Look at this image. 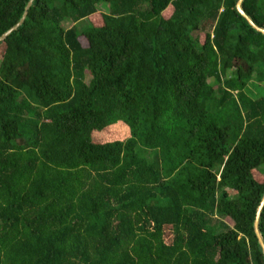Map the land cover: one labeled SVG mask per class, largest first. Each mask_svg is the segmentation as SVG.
<instances>
[{"label": "trees", "instance_id": "1", "mask_svg": "<svg viewBox=\"0 0 264 264\" xmlns=\"http://www.w3.org/2000/svg\"><path fill=\"white\" fill-rule=\"evenodd\" d=\"M237 2L0 0V37L25 15L0 41V264H264V36Z\"/></svg>", "mask_w": 264, "mask_h": 264}, {"label": "water", "instance_id": "2", "mask_svg": "<svg viewBox=\"0 0 264 264\" xmlns=\"http://www.w3.org/2000/svg\"><path fill=\"white\" fill-rule=\"evenodd\" d=\"M242 1L243 0H238V2L236 4V10H237V12L249 23V25L253 29H255L257 32L261 33L264 36V29L259 28L258 26H256L252 22V20L245 14V12L242 10V8H241ZM24 16L25 15H23L22 19L19 21V23L16 26H14L12 29H10L8 32H6L2 37H0V41H2L12 30H15L16 27L22 23ZM263 206H264V196H263V198H262V200L260 202V205L257 208L255 222H254V232H255L256 238L258 240V243H259V245H260V247L262 249V252L264 254V245H263V242H262L260 233L258 231V218H259V215H260V212H261V209H262Z\"/></svg>", "mask_w": 264, "mask_h": 264}, {"label": "rangeland", "instance_id": "3", "mask_svg": "<svg viewBox=\"0 0 264 264\" xmlns=\"http://www.w3.org/2000/svg\"><path fill=\"white\" fill-rule=\"evenodd\" d=\"M109 129H110V131H111V130H112V127L109 126ZM258 180H259V179H258ZM220 221L223 222V223H225V224H227L229 227H232V226H233L232 221L229 220L228 218H221ZM165 231H168V229H166Z\"/></svg>", "mask_w": 264, "mask_h": 264}]
</instances>
